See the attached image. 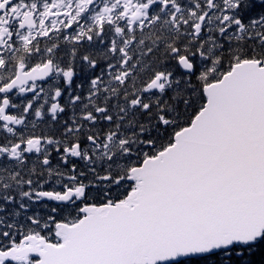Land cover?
<instances>
[{
  "label": "snow or ice",
  "instance_id": "6c2138e0",
  "mask_svg": "<svg viewBox=\"0 0 264 264\" xmlns=\"http://www.w3.org/2000/svg\"><path fill=\"white\" fill-rule=\"evenodd\" d=\"M0 264H264V0H0Z\"/></svg>",
  "mask_w": 264,
  "mask_h": 264
}]
</instances>
